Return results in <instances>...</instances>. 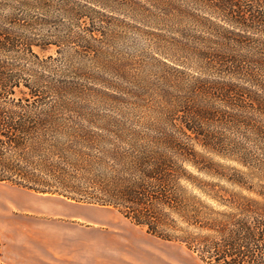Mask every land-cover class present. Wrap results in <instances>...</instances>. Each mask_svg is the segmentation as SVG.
Listing matches in <instances>:
<instances>
[{
	"label": "trees",
	"instance_id": "obj_1",
	"mask_svg": "<svg viewBox=\"0 0 264 264\" xmlns=\"http://www.w3.org/2000/svg\"><path fill=\"white\" fill-rule=\"evenodd\" d=\"M68 1L0 0V184L116 209L205 264H264V39H254L264 35V0H147L193 70L162 61L153 79L100 45L102 12ZM56 3L91 20L83 34L54 35ZM72 43L95 64L76 69L78 80L55 69L53 48ZM234 47L256 53H228ZM128 96L138 110L149 101L148 111L103 113L88 103Z\"/></svg>",
	"mask_w": 264,
	"mask_h": 264
},
{
	"label": "rangeland",
	"instance_id": "obj_2",
	"mask_svg": "<svg viewBox=\"0 0 264 264\" xmlns=\"http://www.w3.org/2000/svg\"><path fill=\"white\" fill-rule=\"evenodd\" d=\"M119 3H123L124 6H115V8L105 6L102 8L87 0H69L66 4L70 7L84 9H86L85 6H88L102 12L101 14L96 13L95 16L98 19H95L94 22L95 27L103 29L107 33V37H101L99 40L100 43L104 41L100 45L113 58L127 61L132 73L149 75L150 79H153L154 75L152 74L161 68L162 61L173 66H181L185 71L193 73V70L188 67L189 60L168 43L175 34L171 32V28L160 23L154 17V15H159V11L153 3L147 0H121ZM61 6L63 7L64 4L56 3L54 7V24L52 26L54 35L62 37L69 33L83 34L86 23L91 22V20L84 19L79 22L69 18L62 14ZM195 7L198 14L205 16L200 8ZM212 19L230 30L244 33L243 30L224 23L220 17L214 16ZM255 36L254 39H264L263 34H256ZM108 41H111V44ZM254 43V45H258L257 40ZM213 47L215 49L220 48L218 43H214ZM74 48H77V45L72 43L61 54L56 53L58 49L56 46L53 48V53L57 58L55 61L57 77L65 74L68 79L78 80L73 76L76 69L81 67L90 69L95 65L91 56L79 55L74 51ZM228 53L251 55L256 51L234 47ZM127 99L129 100L128 103L120 105L108 104L96 98L89 99L88 103L103 113L123 111L144 115L148 111V107L145 105H148L149 101L143 102L144 107L138 110L136 100L129 96ZM252 144L254 143H251L250 146H253ZM254 150L256 155L263 157L259 150ZM212 157L214 161L224 163L220 157L214 155ZM226 164L243 172H248L246 168L236 163L227 162ZM228 172L232 173L233 171L228 170ZM254 182L256 183L257 180L255 179ZM229 188L237 190L232 186ZM25 191L26 189L19 186L0 184V221L2 211L7 209V205L13 200L22 198ZM36 194L41 199V208L45 210L57 209L63 203H74L59 196ZM83 205L90 210V222L87 224L88 232L86 233L90 257H101V254H104L105 258H116L122 255L134 264H141L142 262L144 264H205L186 246L148 234L144 228L135 225L116 209L90 204Z\"/></svg>",
	"mask_w": 264,
	"mask_h": 264
},
{
	"label": "crops",
	"instance_id": "obj_3",
	"mask_svg": "<svg viewBox=\"0 0 264 264\" xmlns=\"http://www.w3.org/2000/svg\"><path fill=\"white\" fill-rule=\"evenodd\" d=\"M89 214L76 202L42 209L39 195L26 189L1 213L0 264H134L122 255L90 257Z\"/></svg>",
	"mask_w": 264,
	"mask_h": 264
}]
</instances>
